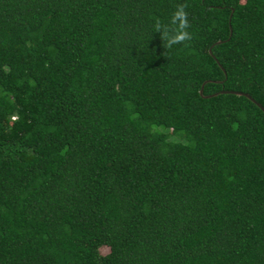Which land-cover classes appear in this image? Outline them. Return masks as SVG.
I'll return each mask as SVG.
<instances>
[{
    "label": "trees",
    "instance_id": "trees-1",
    "mask_svg": "<svg viewBox=\"0 0 264 264\" xmlns=\"http://www.w3.org/2000/svg\"><path fill=\"white\" fill-rule=\"evenodd\" d=\"M219 91L264 110V0H0V264H264V114Z\"/></svg>",
    "mask_w": 264,
    "mask_h": 264
},
{
    "label": "clouds",
    "instance_id": "clouds-1",
    "mask_svg": "<svg viewBox=\"0 0 264 264\" xmlns=\"http://www.w3.org/2000/svg\"><path fill=\"white\" fill-rule=\"evenodd\" d=\"M189 7L187 3L178 4L170 17L169 23H162L159 19L154 21V32L160 34L163 47L171 50L174 46L188 47L193 40V34L189 31L191 23L188 19Z\"/></svg>",
    "mask_w": 264,
    "mask_h": 264
},
{
    "label": "water",
    "instance_id": "water-1",
    "mask_svg": "<svg viewBox=\"0 0 264 264\" xmlns=\"http://www.w3.org/2000/svg\"><path fill=\"white\" fill-rule=\"evenodd\" d=\"M202 84H200L199 88H198V95L203 97V98H206V97H210V96H214L216 93H212L210 95H206V96H202L201 95V88H202ZM218 93H230V94H233V95H237V96H243L245 98H247L249 101H251L256 107H258L262 113L264 114V110L262 109V107H260V105L258 103H256L254 100H252L248 95H246L245 93H242V92H236V91H219Z\"/></svg>",
    "mask_w": 264,
    "mask_h": 264
},
{
    "label": "rangeland",
    "instance_id": "rangeland-1",
    "mask_svg": "<svg viewBox=\"0 0 264 264\" xmlns=\"http://www.w3.org/2000/svg\"><path fill=\"white\" fill-rule=\"evenodd\" d=\"M106 251H107V249L105 247H100L99 248V253L100 254H104V253H106Z\"/></svg>",
    "mask_w": 264,
    "mask_h": 264
}]
</instances>
